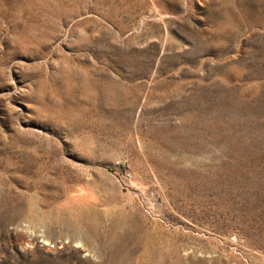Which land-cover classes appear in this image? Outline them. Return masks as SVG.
Listing matches in <instances>:
<instances>
[{
    "label": "rangeland",
    "instance_id": "374dc122",
    "mask_svg": "<svg viewBox=\"0 0 264 264\" xmlns=\"http://www.w3.org/2000/svg\"><path fill=\"white\" fill-rule=\"evenodd\" d=\"M0 264H264V0H0Z\"/></svg>",
    "mask_w": 264,
    "mask_h": 264
}]
</instances>
